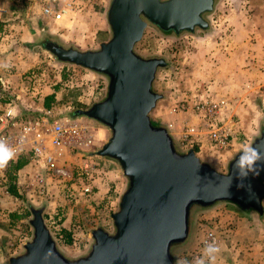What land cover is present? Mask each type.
Segmentation results:
<instances>
[{"label":"rangeland","instance_id":"obj_1","mask_svg":"<svg viewBox=\"0 0 264 264\" xmlns=\"http://www.w3.org/2000/svg\"><path fill=\"white\" fill-rule=\"evenodd\" d=\"M79 1L86 3L85 9L77 8L69 16L64 15L53 23L52 31H41L38 39L32 42L29 36L15 39L18 31L15 28L18 25L24 28L31 26L26 13L35 11L42 14V4L38 0H22L26 12H21L24 10L21 9L7 15L4 24L13 26L7 34L14 33V39L8 47L12 54L0 61V64L10 65L0 67V80L15 103L26 100L40 105L44 94L53 92L55 88V100L61 103L51 105V114L59 116L72 115L74 109L84 108L102 98V81L107 82L104 75L60 62L42 46L43 41L52 40L64 47L81 50L97 47L93 37L99 29V17L105 16L104 11L101 12V4L108 6L109 0ZM203 18L207 21V28H196L192 33H162L149 24L134 50L143 57H162L166 62L165 66L157 68L152 81L153 91L162 95L155 107L165 115V119L159 121L151 115L154 123L164 125L168 106L183 98L221 97L226 100V114L235 130L234 143L220 157L213 154L206 161L204 155H198L216 170L224 171L226 162L242 144L251 143L261 131L264 132V0H215L212 10ZM87 39H92V42H87ZM31 71L34 76L27 77ZM69 91L72 94L62 100ZM4 92L0 89L1 105L2 98L6 97L2 95ZM25 112L30 115L40 111ZM98 126L102 127L99 123ZM106 136L105 131L104 139ZM7 168L0 170V264L8 256L18 253L22 242L31 235L28 224L30 212L25 213L26 202L33 207H42L46 225L53 221L60 228L61 220H67L69 229L65 230L71 237L70 257L85 250L92 228L100 226L111 230L109 214L116 208L119 192L107 195L113 182L108 179V166L103 165L101 173L94 176L89 195L78 197V186L83 183L81 179L71 187L65 183H47L39 195L35 188L22 183L24 178H21L16 184H19L18 192L22 199L6 192ZM42 169L41 164L31 163L24 176ZM125 185L124 179L121 191ZM262 208V214L258 215L255 211L240 210L228 202H217L205 208L191 207L189 236L170 250L174 264L179 259L191 261L201 254L204 246L200 240L207 230L214 232L217 244L222 248L216 264H264V199ZM9 212L24 217L11 223Z\"/></svg>","mask_w":264,"mask_h":264},{"label":"water","instance_id":"obj_2","mask_svg":"<svg viewBox=\"0 0 264 264\" xmlns=\"http://www.w3.org/2000/svg\"><path fill=\"white\" fill-rule=\"evenodd\" d=\"M212 8L213 0H109L105 13L109 37L96 48L43 41L56 60L106 77L102 98L74 109L72 115L104 127L107 136L94 154L113 160L126 185L109 214L111 230L92 228L82 253L67 257L59 251L42 207H30L31 235L2 264H174L171 246L187 240L192 206L226 201L262 214L264 170L249 175L239 187L232 167L237 152L225 170L218 171L193 148L177 150L168 130L149 116L162 97L153 91L152 81L166 62L137 54L134 45L149 24L174 34L206 29L203 13ZM261 141L263 131L251 143Z\"/></svg>","mask_w":264,"mask_h":264},{"label":"built area","instance_id":"obj_3","mask_svg":"<svg viewBox=\"0 0 264 264\" xmlns=\"http://www.w3.org/2000/svg\"><path fill=\"white\" fill-rule=\"evenodd\" d=\"M42 4V14L58 20L73 10L72 2H66L62 8L54 9L49 0H38ZM30 77L34 74L30 73ZM107 82L102 81L101 95L105 93ZM1 90L6 91L3 106L0 108V138H4L16 150L15 158L28 154L31 163H39L42 171L27 174L21 173L22 183L35 188L41 194L47 183L68 184L80 182L78 197L92 192V180L101 166L94 151L101 138L98 123L72 115L54 116L51 108H43L38 114L10 116L9 110L15 109L14 100L7 93V87L0 80ZM227 103L224 98H183L171 103L166 110L164 127L172 137L178 150L207 147L217 157L222 156L235 140V130L230 117L226 114ZM16 110V109H15ZM102 139V138H101ZM14 158V159H15ZM46 173V175H45ZM19 174V172H18ZM19 182V176L16 177ZM77 197V196H75ZM87 220V219H85ZM55 241H62L56 223L47 225ZM218 239L212 230H207L200 243Z\"/></svg>","mask_w":264,"mask_h":264},{"label":"crops","instance_id":"obj_4","mask_svg":"<svg viewBox=\"0 0 264 264\" xmlns=\"http://www.w3.org/2000/svg\"><path fill=\"white\" fill-rule=\"evenodd\" d=\"M66 2H72V6H73V10H71L70 12H67V14H65L67 16H69L70 13L77 8H83V9L86 8V3L79 1V0L78 1L77 0H50V4L54 9L62 8ZM101 8L103 9V10H101V12L104 11L103 13L105 14L107 6H104V3H103V5L101 4ZM21 9H24V7L22 5V0H0V20L5 22L7 20L6 17L8 14L11 15L13 12H16V10L20 11ZM24 11L26 12V9L22 10L21 12H24ZM32 13L31 12L26 13L27 18L29 17V19H31V26H29L27 28H24L23 26H20V25L16 26L15 29H17L18 31L16 33L17 36L15 35V39L16 38L17 39H24L27 36H29L30 42L37 40L38 37L40 36L39 33L41 31H44V30H46L48 32L52 31L53 30L52 27L54 25L53 23H55V21H59L63 18L62 17L61 19L53 20L51 17L44 16L43 14H37L38 12H35V11H32ZM10 27H13V26H9V24H3V26H2V30L0 33V61H3L4 58L7 59L8 56L12 54L10 49L8 48L10 42L12 41V38L14 39V33L7 34ZM108 37H109V29H108V26L106 24L105 16L103 18H102V16H100L99 17V29L93 37V42H96L98 44L100 41H104ZM86 41L92 42V39L91 40L87 39ZM48 93H50V92H48ZM44 95H46V94H44ZM15 104H16L15 106H17L15 108L16 111H19L22 113L24 111V114L27 113L25 111H31L32 112L35 110L41 111L43 109V100H42V103L40 105L38 103L28 102L26 100H24V102L20 101L19 104L18 103H15ZM2 106H3V104L1 105V103H0V108ZM32 114H38V112H32ZM151 115L153 116L154 120H156V121H159L162 118L165 119L164 113L157 110L156 107L151 111L150 118H151ZM98 130H99V133L101 134L102 139L100 138V140H98L96 143L98 145H100L102 143V141L104 140L105 130L103 128H99ZM194 150L197 153V155H200V156L202 155V157L204 155L203 158L206 161H208L207 157H211L213 155L212 151L210 152L207 147H202V148H200V150H197L196 148H194ZM98 159H99V161L98 160L97 161L100 163L101 169H102L103 165H106L110 168L109 169L110 171L107 173L109 175L108 179H112L111 181H113V182H111V184L109 186L107 195H110L112 193H118V192L120 193L122 185L124 183V179H123L120 171L116 168V166H115L116 164H114L113 160L105 158V157H98ZM29 166H30V164L23 166L19 170V174H17L16 177L19 176V179H21V176H22L21 173L27 171ZM103 174L106 175L105 172H103ZM17 185H19V184H17ZM66 221L64 222L61 220V222L59 223V225H60L59 227L68 230L69 226L67 225ZM79 233L80 232L77 231V234H79ZM74 234H72L71 236L73 237ZM63 240L59 241L61 243H58L57 247L59 248V250L63 254H65L66 256H69V254L72 253L71 252L72 247H70L71 243H68L67 241H65V240L63 241Z\"/></svg>","mask_w":264,"mask_h":264},{"label":"clouds","instance_id":"obj_5","mask_svg":"<svg viewBox=\"0 0 264 264\" xmlns=\"http://www.w3.org/2000/svg\"><path fill=\"white\" fill-rule=\"evenodd\" d=\"M0 67L7 68L10 65L0 64ZM8 114L15 116L18 113L15 109H10ZM15 156L16 150L6 139L0 138V170L5 169ZM232 167L235 170L236 179L239 181L238 186L243 187V182L249 175H258L261 170H264V141L258 144H242L234 156ZM221 252V246L215 241L205 242L199 256L194 257L191 261L179 259L177 264H216L217 257Z\"/></svg>","mask_w":264,"mask_h":264},{"label":"trees","instance_id":"obj_6","mask_svg":"<svg viewBox=\"0 0 264 264\" xmlns=\"http://www.w3.org/2000/svg\"><path fill=\"white\" fill-rule=\"evenodd\" d=\"M215 0H213L214 2ZM206 14V13H203V15ZM4 22L2 20H0V33H1V30H2V26H3ZM160 30V29H159ZM162 33H172L171 31H162L160 30ZM135 46V45H134ZM134 49V48H133ZM135 51V50H134ZM31 73H33L31 71ZM27 77H30L27 75ZM0 88H1V85H0ZM69 94H72L70 93V91L65 95H63V99L66 98V96H70ZM55 88H54V91L49 93V94H46L44 97H43V108H49L51 107V105L53 103H61V101H56L55 100ZM66 115H69V114H66ZM156 124V123H155ZM28 161H29V156L28 154H20L18 155L15 159H13L12 161L9 162L8 164V168L5 170V175H6V178H7V182L5 183V189H6V192L13 196V197H16V198H19V199H22V196L20 195V191L18 190V186L16 184V172L18 170H20L23 166L25 165H28ZM19 191V192H18ZM220 202H226V201H220ZM229 203V202H228ZM214 205V204H213ZM26 209H25V213H28L29 212V208L30 207H33L31 206L28 202H26ZM210 207V206H209ZM43 215V214H42ZM24 216L22 215H19L17 214L16 212H9L8 213V218H9V221L12 223L13 221L15 220H18L20 218H23ZM43 217H45L43 215ZM59 234H61V236L63 237V239L65 241H67L68 243H70V240H71V237H70V234L68 231H66L65 229L63 228H59V231H58ZM52 236V235H51ZM52 238L54 239V236H52ZM55 241V240H54ZM56 243V246H57V242L55 241ZM174 245V244H173ZM172 245V246H173ZM171 246V247H172Z\"/></svg>","mask_w":264,"mask_h":264},{"label":"flooded vegetation","instance_id":"obj_7","mask_svg":"<svg viewBox=\"0 0 264 264\" xmlns=\"http://www.w3.org/2000/svg\"><path fill=\"white\" fill-rule=\"evenodd\" d=\"M193 207V206H192ZM202 208V207H201ZM190 210H191V208H190ZM190 214V213H189ZM67 257H70V256H67Z\"/></svg>","mask_w":264,"mask_h":264}]
</instances>
